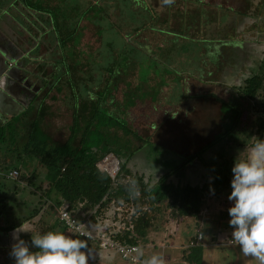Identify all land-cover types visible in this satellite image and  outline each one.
I'll use <instances>...</instances> for the list:
<instances>
[{
  "label": "rangeland",
  "instance_id": "obj_1",
  "mask_svg": "<svg viewBox=\"0 0 264 264\" xmlns=\"http://www.w3.org/2000/svg\"><path fill=\"white\" fill-rule=\"evenodd\" d=\"M25 1L37 9L43 7L55 24L43 39L44 46L51 51L43 50L41 55L61 57L58 68L65 67L67 74L60 72L63 74L60 82L71 85L70 90L76 94L73 71L67 63L70 61L74 67L76 61H85L84 72L77 74H89L93 90L103 92L110 82L106 108L134 107L124 116L125 123L145 139H135L129 147L119 145L118 150L126 158V170L144 173L148 181L156 180L167 169L178 165L179 155L196 154L213 140H221V131L238 123L236 106L242 98V94L235 95L239 89H230L225 84L235 83V76L240 73L247 76L264 72L261 58L264 14L257 19L254 16L257 9L259 14L264 12V0H146L152 11L131 0L129 5L117 3L109 13L105 8L111 9L109 0ZM51 1L53 6L48 7ZM3 5L7 7V3ZM101 8L105 14H98ZM91 9L95 12L91 13ZM151 18L154 21L150 24ZM142 26L145 28L141 29ZM67 41L71 43V50L64 47ZM235 43L245 45L246 49L243 46V51L236 50ZM113 56L118 58V65L111 75L104 71L114 61ZM187 95L191 96L190 103H181ZM66 103H58V111L52 110L54 117H48L43 124L53 141L61 144L67 140L72 123ZM30 122L29 119L28 127ZM13 126L14 122L10 132L21 137L23 143L30 128L26 131L21 128L22 132H18L20 127L14 131ZM119 135L122 136L121 131ZM130 152L133 155L129 156ZM221 153L234 160L238 156L243 159L250 154V149H223L222 144H214L202 157L188 163L184 174L177 175L172 182L177 186L202 184L206 181L205 164ZM33 167L27 162L23 173L32 172ZM38 170L47 179L49 170L40 167ZM219 207L207 212L200 227L204 236L201 264H260L255 257L244 256L231 241L229 220L226 218L220 223L217 219L228 209L223 203ZM166 209V204L158 205L156 225L141 242L142 262L138 264L153 254L162 256L164 264H190L182 260L183 251L200 225L191 218L178 222ZM41 225H38L39 232ZM68 233L73 236L71 231ZM171 244L173 248L161 249ZM152 246L157 248L150 253ZM107 253L111 254V261L90 260L89 264H128L116 252Z\"/></svg>",
  "mask_w": 264,
  "mask_h": 264
},
{
  "label": "trees",
  "instance_id": "obj_2",
  "mask_svg": "<svg viewBox=\"0 0 264 264\" xmlns=\"http://www.w3.org/2000/svg\"><path fill=\"white\" fill-rule=\"evenodd\" d=\"M129 1L131 0H109L108 7L111 9L106 6V11L113 12L117 3L129 5ZM134 1L140 3L143 9L153 10L146 0ZM106 11L101 8L98 14H105ZM92 12L95 11L91 9ZM262 14L263 10L259 14L257 9L255 19L262 17ZM152 21L153 18L150 19V24ZM144 28L145 26L141 27ZM138 31L140 29H137ZM69 43L70 41L64 42V47ZM113 58L114 61L104 71L111 75L115 73L118 65V58L116 56ZM70 67L77 74L79 71L83 72L87 66L76 61V65ZM109 87L110 82L106 90L96 92L90 103L80 104L79 108L74 110L73 121L69 127L70 134L62 144L53 141L41 128L45 109L41 110L37 119L32 122L30 132L23 143L17 140L14 133L9 138L5 130L0 129V152H10L12 156L11 159H6L5 166L0 168L1 231L8 233L35 221L36 218L41 222L46 216L52 215L55 219L54 223L49 225L48 231H62L67 234L68 229L57 218V209L63 202H67L71 208L82 203L77 217L80 220H87L90 229L104 226L112 241L123 245L140 246L147 233L156 225L158 205L166 204V212H170L172 219L180 222L182 219L191 218L196 221V225L200 224L202 211L206 210L207 214L209 210H218L222 203L227 209L231 206L232 202L227 197L231 192L233 158H228L222 153L214 155L205 164L211 179L200 185L177 186L172 179L184 174L186 165L202 157L206 149L214 144H222L223 149L234 147L252 149L260 139H264L263 70L261 73L249 74L242 80L240 89L235 91V95L242 94L241 104L236 106L238 123L232 125L231 129L227 127L223 133L221 131V140H213L196 154L179 155L181 162L167 169L162 176L152 180L153 182L148 181L144 173L127 171L125 168L126 158L121 155L118 146L129 147L133 140L141 141L145 138L125 123L127 121L124 116L134 107L128 110L106 108L110 95ZM103 107L106 110L103 111ZM119 131L122 132V136L119 135ZM110 154L120 162V170L115 179H111L106 172H101L97 167V163ZM131 155L133 152L129 153V156ZM26 158L34 167L32 172L25 174L21 166ZM36 166L49 170L47 179L42 178V172L36 169ZM11 170L21 172L19 179L10 181L2 175ZM21 182L26 185L23 190L29 189L27 192L31 198L29 201L33 200L32 204L24 207L19 200L21 190H17ZM226 218L230 219L227 210L225 214L217 216L220 223ZM2 219H6L7 222L2 224ZM74 237L78 238L76 235ZM86 242L92 250V260L98 261L103 253L102 249L95 241ZM202 246L185 249L182 260L190 264H201ZM111 258L110 253L105 257L103 255V259Z\"/></svg>",
  "mask_w": 264,
  "mask_h": 264
},
{
  "label": "crops",
  "instance_id": "obj_3",
  "mask_svg": "<svg viewBox=\"0 0 264 264\" xmlns=\"http://www.w3.org/2000/svg\"><path fill=\"white\" fill-rule=\"evenodd\" d=\"M4 3H7V7L6 5H3ZM47 6H53V1L49 2ZM0 7V45L3 47V49H5L7 53L12 54L11 58L16 60V63L12 62L11 60L7 59V55H4L2 52H0L2 58H4V60L6 59L7 63L6 67L0 68V129L5 130V133L9 138L13 135V132H10L9 128L13 124V122L14 128L12 130L16 131V129L20 127L18 128V132H22L20 130L21 128L26 131L25 129H29L32 122L37 119L40 111L45 109L46 113L41 121V128L46 132L43 125L44 121L48 117H54V115L52 114V110L55 109L56 111H58V103H63L64 101L67 102L66 106L68 107V111L70 110L71 112L72 119L74 110L78 109V106L80 104L90 103L95 98L96 93L93 94V92H97L98 90H93L91 88V76L89 74H76L75 71L72 70V76L74 79L73 84L76 88V94H74L73 91L70 90L71 85L60 82V78L63 77V74H67V70H65V67L61 66V70H59L60 68H58L60 65L61 57L59 56V58H50V55H48V53L46 57H43V55H41L43 54V50H47V52L49 50L51 51V48H47L44 46L43 39L45 32H50L52 26L55 25L53 24L49 13L43 11V7H39L37 9L32 5V3L29 2V4H27L25 0H0ZM54 21H58L62 24L66 23L65 21H61L60 19H55ZM54 42L55 46L58 47L55 39ZM71 47L72 46L70 43L66 46L68 50H71ZM233 47L236 50H242V48H240L241 46L237 45L236 43ZM248 47L249 46H247V48ZM261 58L264 63V53ZM254 60L255 58L253 59V62ZM10 64H13V67L10 68ZM67 64L69 66V70H71V62L69 61ZM83 66H86L85 61L83 63ZM61 71L63 74H60ZM79 73L82 72L79 71ZM243 75L244 76H242L241 74H237L235 76L237 82L230 85L225 84L226 87L230 89H240L242 80L244 78H247L248 76H245L246 74ZM197 79L198 78H195L196 81H198ZM222 85L223 84H221L220 86ZM193 94L198 95L199 93ZM190 97V95L183 97L184 101L181 103H190ZM195 100L197 99H194L192 101ZM29 119L31 120V122L28 127L27 125ZM17 138V140L20 141L21 137L17 136ZM26 138L27 137H25V139ZM25 139L23 138L22 141H25ZM11 158L12 156L10 155V152H0V168L2 166H5L4 161L6 159L9 160ZM27 162L28 158L25 159L24 163L21 166L22 171ZM204 172L206 175V180L210 181V173H208L207 171ZM5 174L6 173L2 175L5 176ZM19 174H21V172H19ZM25 186L26 185L21 182L20 186L17 187V190H21L19 200L22 203L23 207L24 205H27L29 203L32 204L33 201H29V199H31L27 194L29 189H22L25 188ZM36 219L35 221L24 224L22 228L33 233H43L48 231L49 225L54 223L55 218L52 217V215H49L46 216L41 222ZM81 221L84 223V226L87 230L94 231L88 226L87 220L84 219ZM6 222V219L1 220L2 224ZM38 225H41L42 227L41 232H39L38 230ZM27 231L20 233V236L26 241H29L31 234ZM175 231L177 230L174 229V232ZM10 232H13V230ZM8 233H4L0 230V264H14L13 258L9 254L11 245L14 243V240L13 236L7 235ZM67 234L69 235V233ZM72 234L73 236L75 235L74 233ZM193 237H191L189 240L191 241ZM6 245L7 249L5 248ZM154 247L155 246L149 247L150 253L156 251L155 249L157 247ZM166 247L173 248L174 245L171 244ZM105 251L106 250H102L103 253L102 255H100L98 260L106 261V259H103V255L104 257L106 256L104 254Z\"/></svg>",
  "mask_w": 264,
  "mask_h": 264
},
{
  "label": "clouds",
  "instance_id": "obj_4",
  "mask_svg": "<svg viewBox=\"0 0 264 264\" xmlns=\"http://www.w3.org/2000/svg\"><path fill=\"white\" fill-rule=\"evenodd\" d=\"M169 2V0H165ZM231 192L227 199L231 241L244 256H252L264 264V139H260L250 154L234 160L231 168ZM22 227L13 229L14 243L10 256L14 264H89L93 258L86 239L62 231L33 233L30 240L20 236ZM87 237L86 233H82ZM142 255V252H138ZM143 264H164L159 254L144 259Z\"/></svg>",
  "mask_w": 264,
  "mask_h": 264
},
{
  "label": "built area",
  "instance_id": "obj_5",
  "mask_svg": "<svg viewBox=\"0 0 264 264\" xmlns=\"http://www.w3.org/2000/svg\"><path fill=\"white\" fill-rule=\"evenodd\" d=\"M252 149H250L251 152ZM97 167L101 172H106L111 179H115L120 170L119 160L112 154L103 158L97 163ZM20 176L17 170H11L5 174V178L8 180H16ZM82 203L78 204L76 207H72L67 203L63 202L57 209L58 220L72 233L81 239L91 240L98 243L99 248L106 251L116 252L125 263L138 264L142 262V258L138 254L140 252V246L137 245H123L112 241L107 233L106 227L101 226L93 229L94 231L87 230L84 223L77 217V213L82 207ZM206 215V210L200 213L199 229L196 231V235L189 242L188 248L198 247L202 244L203 236L201 234L200 227L202 226V221ZM86 223V222H85ZM86 233L87 237L81 235ZM166 246H162L161 249L164 250Z\"/></svg>",
  "mask_w": 264,
  "mask_h": 264
},
{
  "label": "flooded vegetation",
  "instance_id": "obj_6",
  "mask_svg": "<svg viewBox=\"0 0 264 264\" xmlns=\"http://www.w3.org/2000/svg\"><path fill=\"white\" fill-rule=\"evenodd\" d=\"M244 46V49H246V47H245V45H243ZM243 46H241L240 48H243ZM0 52H2L4 55H7L8 57H7V59L8 58H11V56H12V54H9V53H7L6 51H5V49H3V47L0 45ZM9 54V55H8ZM6 59L4 60V58H2V55H1V53H0V68H4V67H6ZM9 67L11 68V67H13V64H10L9 65ZM234 82H236V80L234 81Z\"/></svg>",
  "mask_w": 264,
  "mask_h": 264
},
{
  "label": "water",
  "instance_id": "obj_7",
  "mask_svg": "<svg viewBox=\"0 0 264 264\" xmlns=\"http://www.w3.org/2000/svg\"><path fill=\"white\" fill-rule=\"evenodd\" d=\"M239 46H240V45H239ZM8 60H11L12 62H15V63H16V60L13 59V58H8ZM7 235H11V236H13V232L8 233ZM5 248L7 249V245L5 246Z\"/></svg>",
  "mask_w": 264,
  "mask_h": 264
}]
</instances>
